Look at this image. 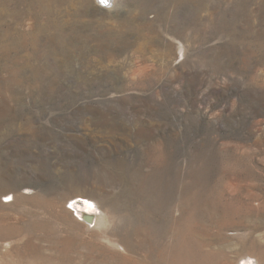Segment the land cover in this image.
<instances>
[{
    "label": "rangeland",
    "instance_id": "rangeland-1",
    "mask_svg": "<svg viewBox=\"0 0 264 264\" xmlns=\"http://www.w3.org/2000/svg\"><path fill=\"white\" fill-rule=\"evenodd\" d=\"M113 1L0 7V264H264V0Z\"/></svg>",
    "mask_w": 264,
    "mask_h": 264
},
{
    "label": "bare ground",
    "instance_id": "bare-ground-1",
    "mask_svg": "<svg viewBox=\"0 0 264 264\" xmlns=\"http://www.w3.org/2000/svg\"><path fill=\"white\" fill-rule=\"evenodd\" d=\"M7 3H16L15 6H20L23 5L24 6V10H26L27 8H29L28 11H25L23 9H19V8H14L13 10L7 9V13H10L13 16V22L9 23L8 26L11 28L12 25H15L16 23H18V19L21 18L22 14H31L33 17H35V27L33 31H38V32H42V33H48L49 36L47 35V37L49 38V40H57L61 49L62 50H66L67 44H68V40L66 37V33L67 29H65L66 26H64V24H61L59 22V18L61 16V14L63 12H65V10L69 9L70 6H75L79 4V7H77L74 11H73V19L75 17H77L80 13V7H87L88 4L90 3V0H0V7H4L6 6L5 4ZM102 4H106L108 5V7H111L114 4L113 0H106V3H102ZM21 7V6H20ZM27 7V8H25ZM12 8V7H11ZM0 15H2V12H0ZM69 15V14H68ZM67 15V16H68ZM23 17V16H22ZM69 17V16H68ZM24 18V17H23ZM22 19V18H21ZM40 19H44L43 21H40ZM65 19V18H64ZM70 19V18H69ZM77 20V19H76ZM10 21V20H9ZM66 21V20H65ZM74 21V20H73ZM20 22V21H19ZM22 23V22H21ZM66 23V22H64ZM72 24V23H71ZM70 26V24H69ZM7 27V26H5ZM72 27V26H71ZM3 28V27H2ZM15 28V27H14ZM68 28V27H67ZM6 29V28H5ZM21 29V28H20ZM31 29V28H30ZM0 30H1V23H0ZM12 30V29H11ZM32 30V29H31ZM3 31V30H2ZM11 32V31H10ZM32 32V31H31ZM8 33V31H7ZM6 33V34H7ZM30 33V31H29ZM34 33V32H33ZM32 33V34H33ZM31 34V35H32ZM37 34V33H36ZM35 34V36H36ZM1 37L3 38L5 33H1L0 34ZM10 35V34H9ZM24 35V34H23ZM11 36V35H10ZM22 36V35H21ZM20 36V37H21ZM14 37V36H13ZM26 37V36H25ZM30 37V36H29ZM66 37V38H65ZM17 38V37H16ZM38 38V37H36ZM35 38V39H36ZM42 38V36H41ZM1 39V38H0ZM5 39V38H4ZM40 40V38H38ZM37 39V40H38ZM10 40V39H9ZM17 40V39H16ZM23 40V39H22ZM25 40V39H24ZM36 40V41H37ZM30 41V40H29ZM9 42V41H8ZM7 42V43H8ZM11 42V41H10ZM17 42V41H16ZM47 42V41H46ZM12 43V42H11ZM14 43V42H13ZM27 43V42H26ZM31 43V41H30ZM39 43V42H38ZM42 43V42H41ZM52 43V41H51ZM75 43V42H74ZM19 44V43H18ZM32 44V43H31ZM34 44V43H33ZM45 44V43H44ZM2 45V44H0ZM21 45V44H20ZM35 45H37L35 43ZM42 45V44H41ZM55 45V44H54ZM57 45V44H56ZM58 45V46H59ZM57 46V47H58ZM3 47V46H1ZM27 47V44H26ZM31 47V46H30ZM34 47V46H33ZM40 47V46H39ZM48 47V46H47ZM51 47V46H50ZM10 48V47H9ZM8 48V49H9ZM13 48V47H11ZM16 48V47H15ZM7 49V50H8ZM27 49V48H26ZM25 49V50H26ZM29 49V48H28ZM36 49V47H35ZM38 49V48H37ZM55 49V48H54ZM2 50V49H1ZM16 50V49H15ZM20 50V49H18ZM17 50V51H18ZM33 50V49H32ZM56 50V49H55ZM59 51V50H58ZM60 52V51H59ZM32 53V52H31ZM29 59V58H28ZM28 61V60H27ZM26 63V62H25ZM47 70V69H46ZM59 77V76H58ZM10 191V190H9ZM85 201V209H87L88 211H91L92 206H93V202L90 200H84ZM84 203V202H83ZM95 207V206H94ZM82 208V206H81ZM94 209V208H93ZM79 211V210H77ZM83 211V210H82ZM81 211V212H82ZM82 212L80 215H87L90 214V212ZM96 212V211H95ZM94 214V213H93ZM97 214V213H96ZM105 215V214H104ZM95 217V216H94ZM97 219V218H96ZM95 220V218H94ZM95 223V222H94ZM93 223V224H94ZM6 233V232H5ZM45 263V262H44ZM46 264V263H45Z\"/></svg>",
    "mask_w": 264,
    "mask_h": 264
},
{
    "label": "water",
    "instance_id": "water-1",
    "mask_svg": "<svg viewBox=\"0 0 264 264\" xmlns=\"http://www.w3.org/2000/svg\"><path fill=\"white\" fill-rule=\"evenodd\" d=\"M84 217V219L87 221V222H89V223H92L93 221H94V216L93 215H91V214H87V215H84L83 216Z\"/></svg>",
    "mask_w": 264,
    "mask_h": 264
},
{
    "label": "snow or ice",
    "instance_id": "snow-or-ice-1",
    "mask_svg": "<svg viewBox=\"0 0 264 264\" xmlns=\"http://www.w3.org/2000/svg\"><path fill=\"white\" fill-rule=\"evenodd\" d=\"M101 3H106V0H100Z\"/></svg>",
    "mask_w": 264,
    "mask_h": 264
}]
</instances>
